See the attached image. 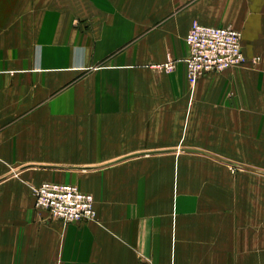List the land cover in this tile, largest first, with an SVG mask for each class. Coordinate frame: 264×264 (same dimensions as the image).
<instances>
[{"label": "crops", "instance_id": "crops-1", "mask_svg": "<svg viewBox=\"0 0 264 264\" xmlns=\"http://www.w3.org/2000/svg\"><path fill=\"white\" fill-rule=\"evenodd\" d=\"M193 20L249 61L190 83ZM0 264H264V0H0Z\"/></svg>", "mask_w": 264, "mask_h": 264}, {"label": "built area", "instance_id": "built-area-1", "mask_svg": "<svg viewBox=\"0 0 264 264\" xmlns=\"http://www.w3.org/2000/svg\"><path fill=\"white\" fill-rule=\"evenodd\" d=\"M188 53L185 58L186 75L190 83L208 72L221 71L245 64L240 31L230 26L205 25L193 20L185 36ZM254 57L252 60H257ZM166 70L174 68L173 61L163 64ZM34 206L46 210L62 223L97 221L93 196L68 183L42 182L32 186Z\"/></svg>", "mask_w": 264, "mask_h": 264}, {"label": "rangeland", "instance_id": "rangeland-1", "mask_svg": "<svg viewBox=\"0 0 264 264\" xmlns=\"http://www.w3.org/2000/svg\"><path fill=\"white\" fill-rule=\"evenodd\" d=\"M253 59V58H252ZM258 60V59H257ZM254 61V60H253ZM256 61V60H255ZM49 182V181H48ZM54 183H59V182H54ZM68 184H70V183H68ZM72 185H75V184H72ZM76 187H78L77 185H75ZM78 189H80L79 187H78ZM81 190V189H80ZM82 191V190H81ZM84 192V191H83ZM88 193V192H87ZM89 194H91V193H89ZM92 195V194H91ZM93 196V195H92ZM93 204H94V208H95V210H96V213H97V209H96V207H95V201H94V197H93Z\"/></svg>", "mask_w": 264, "mask_h": 264}]
</instances>
